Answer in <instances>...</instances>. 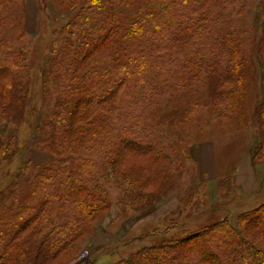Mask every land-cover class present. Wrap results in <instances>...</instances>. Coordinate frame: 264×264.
Instances as JSON below:
<instances>
[{"label":"trees","instance_id":"obj_1","mask_svg":"<svg viewBox=\"0 0 264 264\" xmlns=\"http://www.w3.org/2000/svg\"><path fill=\"white\" fill-rule=\"evenodd\" d=\"M244 2L56 0L57 9L72 18L58 30L43 68V85L55 106L37 125L38 145L73 161L43 168L26 203L0 212V264L72 261L78 241L94 231V220L110 205L96 183L99 163L124 183L131 210L166 197L170 169L184 167L189 154L184 144L155 138L152 130L168 120L195 143L194 123L202 126L201 109L207 108L195 99L200 85H218L211 107L224 121L252 110L255 88L247 83L242 51L247 30L238 22ZM28 3L0 0V175L18 139L2 126L23 125L33 112L28 51L20 45L28 35ZM259 10L264 17V0ZM174 103L183 112L165 118ZM253 157H264V143ZM198 203L196 187L190 188L176 211L178 220L155 229L154 242L142 241L114 264H264V202L242 213L238 228L218 216L198 228L186 226L202 215ZM176 228L185 234L167 236Z\"/></svg>","mask_w":264,"mask_h":264},{"label":"rangeland","instance_id":"obj_2","mask_svg":"<svg viewBox=\"0 0 264 264\" xmlns=\"http://www.w3.org/2000/svg\"><path fill=\"white\" fill-rule=\"evenodd\" d=\"M55 2L29 0L28 3V35L20 45L28 51L32 76L29 104L33 106V112L23 125L5 123L2 126L6 135L18 138L12 157L0 175V212L3 213L9 209L16 210L26 203V196L43 168L57 166L62 160L69 167L73 161L71 155L53 156L38 145L41 132H38L37 125L49 119L55 106V98L46 93L43 85V68L52 51L53 42L59 37L58 30L72 18V15L61 13ZM259 2L245 0L244 13L238 19L241 28L247 30L242 51L247 60L244 69L247 83L255 88L252 110L245 117L234 115L226 121L216 117L211 105L216 99L218 85L212 81L200 85L194 94L197 101H204L207 106L201 109L205 117L202 126L196 121L194 123L195 143L187 142L181 125H171L168 120L154 128L152 133L155 138L164 136L170 141L184 144L189 159L184 167L172 171L170 169L167 181L170 191L152 207L131 210L124 183L114 175L112 168L99 163L100 179L96 183L104 188V196L109 199L110 205L94 220V231L78 241L69 264H88L93 260L94 264H114L135 251L142 241L153 238L154 242L157 239L154 238L155 234L152 235L155 229L164 230L178 220L176 211L181 207L187 190L193 187H196V199L199 202L196 211L203 212L197 219L193 218L192 223H185L190 227L207 225L217 220L218 216V219H227L238 228L240 215L264 202V157H253L264 143V17L259 10ZM168 99V95L163 97L164 107L168 105ZM175 106L176 103L170 105V111H164L165 118L169 114L174 118L183 112V109ZM200 189L204 193L200 192L198 196ZM233 200L236 201L235 205L229 207L227 203ZM169 233L167 236L172 237L185 234L182 228Z\"/></svg>","mask_w":264,"mask_h":264}]
</instances>
